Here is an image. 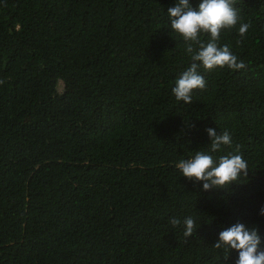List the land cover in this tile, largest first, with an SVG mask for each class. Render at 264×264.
Here are the masks:
<instances>
[{
  "label": "trees",
  "instance_id": "16d2710c",
  "mask_svg": "<svg viewBox=\"0 0 264 264\" xmlns=\"http://www.w3.org/2000/svg\"><path fill=\"white\" fill-rule=\"evenodd\" d=\"M176 3L0 0V264H235L213 245L237 222L264 246V0H235L217 41L246 67H201L190 105L172 94L192 63ZM209 128L249 172L204 191L176 165Z\"/></svg>",
  "mask_w": 264,
  "mask_h": 264
},
{
  "label": "clouds",
  "instance_id": "9594fccd",
  "mask_svg": "<svg viewBox=\"0 0 264 264\" xmlns=\"http://www.w3.org/2000/svg\"><path fill=\"white\" fill-rule=\"evenodd\" d=\"M235 0H200L197 7H193L190 0H177V3L167 10L170 28L179 34L186 42V52L191 57V65L183 71L175 81L172 94L177 101L190 105L193 90H203L206 86L204 77L199 69L211 71L216 68H227L239 71L246 67L242 60L232 54L227 45L218 46L220 33L223 29H230L240 19L239 9ZM250 25L243 23L239 27V34L243 37ZM210 36L205 44L200 40V34ZM3 81H0L2 84ZM210 143L208 151L197 150L189 159H182L176 167L182 176L190 181L202 183L204 191L212 188H224L244 178L248 174V163L239 154L220 156L212 155L222 150L224 146H232V136L228 131L217 133L216 129L206 130ZM236 145V152L239 151ZM264 215V208L261 209ZM170 223L175 227L181 221L172 218ZM184 236L191 237L196 230V223L192 217L183 221ZM216 249H223L229 254L238 253L235 264H264V246L256 228L249 229L243 223H235L221 231L218 240L213 245ZM227 256V258H228Z\"/></svg>",
  "mask_w": 264,
  "mask_h": 264
}]
</instances>
